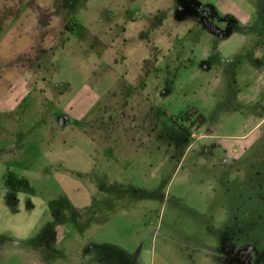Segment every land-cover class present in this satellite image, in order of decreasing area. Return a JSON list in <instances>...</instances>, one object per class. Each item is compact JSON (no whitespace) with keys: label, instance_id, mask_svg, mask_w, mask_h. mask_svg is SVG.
Returning <instances> with one entry per match:
<instances>
[{"label":"rangeland","instance_id":"obj_1","mask_svg":"<svg viewBox=\"0 0 264 264\" xmlns=\"http://www.w3.org/2000/svg\"><path fill=\"white\" fill-rule=\"evenodd\" d=\"M247 262L264 0H0V264Z\"/></svg>","mask_w":264,"mask_h":264},{"label":"trees","instance_id":"obj_2","mask_svg":"<svg viewBox=\"0 0 264 264\" xmlns=\"http://www.w3.org/2000/svg\"><path fill=\"white\" fill-rule=\"evenodd\" d=\"M181 118H184L186 117V113H183L182 115H180ZM199 120L201 122H203V117L202 115H199ZM10 176H13L15 177V179L20 183V187H18L17 185H15L14 187H7L8 186V182L11 181L10 180ZM3 179H4V187L5 188H9L10 190H14V191H29V183H28V180L26 178H23V177H19L16 173H14L13 171H8L4 176H3ZM19 189V190H18Z\"/></svg>","mask_w":264,"mask_h":264},{"label":"flooded vegetation","instance_id":"obj_3","mask_svg":"<svg viewBox=\"0 0 264 264\" xmlns=\"http://www.w3.org/2000/svg\"><path fill=\"white\" fill-rule=\"evenodd\" d=\"M193 4H189V7H191ZM180 6V4H179ZM201 7V6H200ZM200 11L203 13V20H205L206 22L210 23L212 26H216V27H221L219 26V24L217 22H215V17H213V13L212 11H210L209 9H206L205 7H201L199 8ZM185 118V117H184ZM8 171H12V170H6L5 173L3 174V176L8 172ZM15 173V172H14ZM17 174V173H16ZM19 177H23V176H20L19 174H17ZM11 181H9L8 183V186L7 187H14L15 185H17L18 187H20V183L15 179V177L13 176H10L9 177ZM25 178V177H23ZM28 180V179H27ZM3 186H4V179H3ZM7 190H10L9 188H5ZM19 190V189H18ZM247 257V256H246ZM247 260V259H246ZM247 264H250V262H247Z\"/></svg>","mask_w":264,"mask_h":264}]
</instances>
